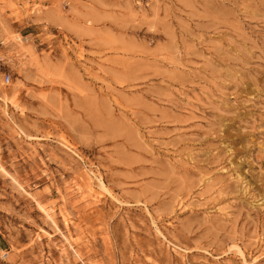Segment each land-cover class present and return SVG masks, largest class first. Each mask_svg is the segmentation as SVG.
Wrapping results in <instances>:
<instances>
[{"label": "rangeland", "instance_id": "obj_1", "mask_svg": "<svg viewBox=\"0 0 264 264\" xmlns=\"http://www.w3.org/2000/svg\"><path fill=\"white\" fill-rule=\"evenodd\" d=\"M0 264H264V0H0Z\"/></svg>", "mask_w": 264, "mask_h": 264}, {"label": "bare ground", "instance_id": "obj_2", "mask_svg": "<svg viewBox=\"0 0 264 264\" xmlns=\"http://www.w3.org/2000/svg\"><path fill=\"white\" fill-rule=\"evenodd\" d=\"M28 52H30V51H28ZM232 181V180H231ZM89 183H91V182H89ZM91 187V186H90ZM99 187H100V189L101 188H103V183H102V181L101 180H99ZM104 191H105V189H104ZM254 199V198H253ZM170 251V250H169Z\"/></svg>", "mask_w": 264, "mask_h": 264}, {"label": "built area", "instance_id": "obj_3", "mask_svg": "<svg viewBox=\"0 0 264 264\" xmlns=\"http://www.w3.org/2000/svg\"><path fill=\"white\" fill-rule=\"evenodd\" d=\"M5 81H6V82H8V81H9V78H8V77H6V78H5Z\"/></svg>", "mask_w": 264, "mask_h": 264}]
</instances>
